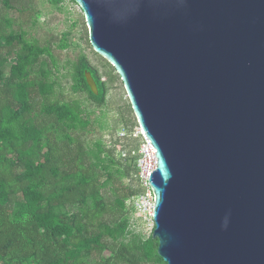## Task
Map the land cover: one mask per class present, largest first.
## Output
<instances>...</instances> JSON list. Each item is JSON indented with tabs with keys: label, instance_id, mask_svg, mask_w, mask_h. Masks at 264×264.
Wrapping results in <instances>:
<instances>
[{
	"label": "water",
	"instance_id": "1",
	"mask_svg": "<svg viewBox=\"0 0 264 264\" xmlns=\"http://www.w3.org/2000/svg\"><path fill=\"white\" fill-rule=\"evenodd\" d=\"M74 1L156 149L159 255L264 264V0Z\"/></svg>",
	"mask_w": 264,
	"mask_h": 264
},
{
	"label": "trees",
	"instance_id": "2",
	"mask_svg": "<svg viewBox=\"0 0 264 264\" xmlns=\"http://www.w3.org/2000/svg\"><path fill=\"white\" fill-rule=\"evenodd\" d=\"M11 8L0 0V264H167L153 233L131 228L139 144L123 156L119 138L86 137L94 111L61 99L52 45L14 29ZM59 47H69L66 34ZM64 67L74 93L106 103L108 81L87 54Z\"/></svg>",
	"mask_w": 264,
	"mask_h": 264
},
{
	"label": "rangeland",
	"instance_id": "3",
	"mask_svg": "<svg viewBox=\"0 0 264 264\" xmlns=\"http://www.w3.org/2000/svg\"><path fill=\"white\" fill-rule=\"evenodd\" d=\"M13 8L4 10L13 19V28L25 30L30 38H37L42 45L50 43L53 52L60 66L58 78L61 83L63 97L61 99H81L90 110L94 111L93 117L98 121L93 124L92 133L86 137L88 139L102 136L108 146L119 138L120 145L117 146L116 153L123 150V156L129 147L139 146L142 143L140 126L136 122V116L130 105L124 84L120 76L113 73L110 80L107 72L111 70L107 60L96 53L90 43L89 30L84 13L73 0H61L53 3L51 0H12ZM66 34L69 47L62 49L59 44ZM82 53H85L95 64L103 78L108 81L109 89L107 101L103 106L86 99V94L74 93L71 90V77L67 75L68 68L64 67L68 62H73ZM116 72V71H115ZM104 122L108 127L101 129L100 123ZM125 148V149H124ZM130 180L125 179L128 184ZM133 186H139V180L132 181ZM140 193V192H139ZM132 203L131 201H128ZM134 210L131 212V228L136 232H142L148 237L153 233L152 223L144 218H138ZM144 220V221H143Z\"/></svg>",
	"mask_w": 264,
	"mask_h": 264
},
{
	"label": "built area",
	"instance_id": "4",
	"mask_svg": "<svg viewBox=\"0 0 264 264\" xmlns=\"http://www.w3.org/2000/svg\"><path fill=\"white\" fill-rule=\"evenodd\" d=\"M139 131L140 135H142V143L137 150L139 155L137 166L141 191L133 196L132 205L135 208V213L139 214L138 218L141 220L144 218L146 221L151 222L152 227L155 228L153 218L155 196L149 181L157 165L156 149L141 128ZM132 152L134 153V151Z\"/></svg>",
	"mask_w": 264,
	"mask_h": 264
}]
</instances>
